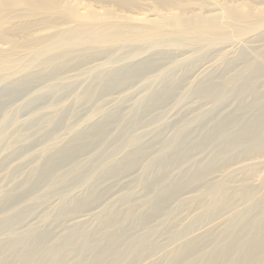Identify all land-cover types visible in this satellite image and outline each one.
Instances as JSON below:
<instances>
[{"label":"rangeland","instance_id":"obj_1","mask_svg":"<svg viewBox=\"0 0 264 264\" xmlns=\"http://www.w3.org/2000/svg\"><path fill=\"white\" fill-rule=\"evenodd\" d=\"M263 33L0 74V264H264Z\"/></svg>","mask_w":264,"mask_h":264},{"label":"bare ground","instance_id":"obj_2","mask_svg":"<svg viewBox=\"0 0 264 264\" xmlns=\"http://www.w3.org/2000/svg\"><path fill=\"white\" fill-rule=\"evenodd\" d=\"M261 32L264 0H0V74L116 45L226 44ZM249 252L253 264L258 258Z\"/></svg>","mask_w":264,"mask_h":264}]
</instances>
